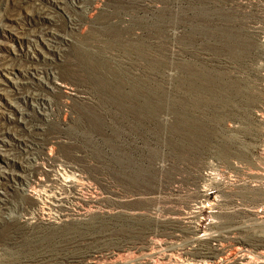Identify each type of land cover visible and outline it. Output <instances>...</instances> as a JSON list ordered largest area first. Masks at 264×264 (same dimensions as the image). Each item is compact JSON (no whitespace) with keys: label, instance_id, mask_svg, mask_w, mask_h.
Here are the masks:
<instances>
[{"label":"rangeland","instance_id":"1","mask_svg":"<svg viewBox=\"0 0 264 264\" xmlns=\"http://www.w3.org/2000/svg\"><path fill=\"white\" fill-rule=\"evenodd\" d=\"M0 152V264H264V0H0Z\"/></svg>","mask_w":264,"mask_h":264},{"label":"bare ground","instance_id":"2","mask_svg":"<svg viewBox=\"0 0 264 264\" xmlns=\"http://www.w3.org/2000/svg\"><path fill=\"white\" fill-rule=\"evenodd\" d=\"M45 9V8H44ZM28 13V12H27ZM35 15V14H34ZM33 68V67H32ZM19 69V68H18ZM29 69V68H28ZM6 74V73H5ZM13 82V81H12ZM16 84V83H15ZM18 89V88H17ZM2 125V124H1ZM9 145V144H8ZM6 148V147H5ZM1 153V152H0ZM5 155V154H4ZM5 157V156H4ZM8 157V156H7ZM31 158V157H30ZM11 159V158H10ZM4 161V160H3ZM14 161V160H13ZM6 164H7V162H6ZM64 165V164H63ZM63 165H57L56 166V169H57V172H59L60 174H61V172H63L64 171V166ZM32 167V166H31ZM1 168V167H0ZM4 168V167H3ZM2 171V170H1ZM4 171V170H3ZM55 171V170H54ZM65 173V172H64ZM67 173V172H66ZM13 174V173H12ZM1 175H2V173H1ZM5 175V174H4ZM4 175H2L3 177H5ZM66 175V174H65ZM67 175H68V173H67ZM70 175V174H69ZM68 175V176H69ZM75 175V174H74ZM63 176V175H62ZM65 177V176H64ZM57 178V177H56ZM70 178V176L68 177V179ZM76 178V177H75ZM63 179V178H62ZM70 179H73L74 181H77V178H76V180L74 179V177L73 176H71V178ZM81 179V178H80ZM79 179V180H80ZM33 180V179H32ZM59 180V179H58ZM62 181V180H61ZM71 180H64V182L65 183H69ZM1 182V181H0ZM36 182V181H35ZM71 183H73V182H71ZM75 183V182H74ZM78 183H81V181L80 182H78ZM58 184V183H57ZM64 184V183H63ZM1 185V184H0ZM70 186V185H69ZM73 186V185H72ZM74 187V186H73ZM63 188V187H62ZM61 188V189H62ZM47 190V189H46ZM67 190V189H66ZM51 191V190H50ZM62 191V190H61ZM28 192L31 194V196H34V197H38L39 195H38V193L36 192L35 193V191H32V190H28ZM42 193V192H41ZM54 193V192H53ZM53 193H51V194H49V193H42L41 195L42 196H44V199H45V201H46V204H48V206H50L52 209L50 210V209H48V211L49 212H44L43 210L45 209V208H43V207H39V210L37 211V213H36V215H38V216H40V218L43 220V221H45V222H53V221H55V220H59L60 219V217H65V216H67V217H70V218H75V217H77V216H79V214L75 211V209L74 208H71V207H64V205L63 206H61V204H59L60 202H61V199H62V197H61V199L58 197V196H54L53 195ZM65 194H66V192H64ZM59 194V193H58ZM56 195V194H55ZM61 195V194H60ZM65 196V195H64ZM67 196V195H66ZM43 199V198H42ZM42 202H43V200H41ZM66 201H67V199H66ZM40 202V201H39ZM38 202V203H39ZM44 204V203H43ZM65 205H66V203H65ZM70 205V204H69ZM67 206V205H66ZM88 206V205H87ZM96 207V206H95ZM48 208V207H47ZM84 209H86V208H84ZM96 209V208H95ZM50 211H53V213L52 212H50ZM57 211V212H56ZM60 212H64V214H62V215H60L59 213ZM84 213V212H83ZM89 213V212H88ZM82 215V214H81ZM78 218V217H77ZM76 220V219H75ZM34 223V222H33ZM60 223V222H59ZM35 233V232H34Z\"/></svg>","mask_w":264,"mask_h":264},{"label":"built area","instance_id":"3","mask_svg":"<svg viewBox=\"0 0 264 264\" xmlns=\"http://www.w3.org/2000/svg\"><path fill=\"white\" fill-rule=\"evenodd\" d=\"M35 211L33 210V213H34ZM34 215H35V213H34Z\"/></svg>","mask_w":264,"mask_h":264}]
</instances>
